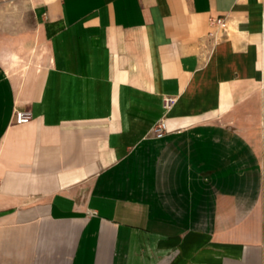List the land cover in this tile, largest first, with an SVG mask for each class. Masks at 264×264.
I'll return each mask as SVG.
<instances>
[{"label":"crops","instance_id":"0c3cea01","mask_svg":"<svg viewBox=\"0 0 264 264\" xmlns=\"http://www.w3.org/2000/svg\"><path fill=\"white\" fill-rule=\"evenodd\" d=\"M25 2L33 29L0 42V264H264V0Z\"/></svg>","mask_w":264,"mask_h":264},{"label":"rangeland","instance_id":"374dc122","mask_svg":"<svg viewBox=\"0 0 264 264\" xmlns=\"http://www.w3.org/2000/svg\"><path fill=\"white\" fill-rule=\"evenodd\" d=\"M32 13L25 0H0V42H9L33 29ZM11 47V43H4Z\"/></svg>","mask_w":264,"mask_h":264},{"label":"built area","instance_id":"2783aa9c","mask_svg":"<svg viewBox=\"0 0 264 264\" xmlns=\"http://www.w3.org/2000/svg\"><path fill=\"white\" fill-rule=\"evenodd\" d=\"M211 25L215 28V31L210 32L209 34L215 39L218 37L229 36L230 29L225 20V18H210ZM176 99L174 97H165L163 100V105L165 109H170ZM32 119V114L27 110H16L15 111V121L17 124L28 123ZM153 135L155 138L160 139L165 137L169 133V127L166 119L159 120L152 129Z\"/></svg>","mask_w":264,"mask_h":264}]
</instances>
